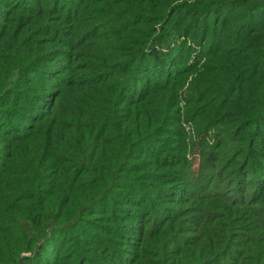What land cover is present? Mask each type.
<instances>
[{
    "label": "trees",
    "instance_id": "obj_1",
    "mask_svg": "<svg viewBox=\"0 0 264 264\" xmlns=\"http://www.w3.org/2000/svg\"><path fill=\"white\" fill-rule=\"evenodd\" d=\"M0 264H264V0H0Z\"/></svg>",
    "mask_w": 264,
    "mask_h": 264
},
{
    "label": "rangeland",
    "instance_id": "obj_2",
    "mask_svg": "<svg viewBox=\"0 0 264 264\" xmlns=\"http://www.w3.org/2000/svg\"><path fill=\"white\" fill-rule=\"evenodd\" d=\"M188 125H189V126H188ZM190 125H191V124L187 123V126L185 125V126H186V129H188V127H190ZM194 158H195V159H194V164H196V163H197V157L194 156Z\"/></svg>",
    "mask_w": 264,
    "mask_h": 264
}]
</instances>
